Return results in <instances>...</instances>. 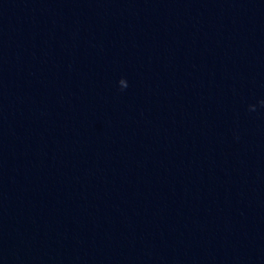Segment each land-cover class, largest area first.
<instances>
[{"label":"water","instance_id":"1","mask_svg":"<svg viewBox=\"0 0 264 264\" xmlns=\"http://www.w3.org/2000/svg\"><path fill=\"white\" fill-rule=\"evenodd\" d=\"M0 264H264V0H0Z\"/></svg>","mask_w":264,"mask_h":264}]
</instances>
